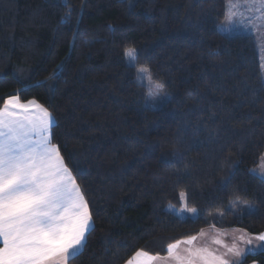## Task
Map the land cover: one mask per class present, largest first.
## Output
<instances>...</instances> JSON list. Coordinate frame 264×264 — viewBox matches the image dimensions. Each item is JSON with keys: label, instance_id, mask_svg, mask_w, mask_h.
Returning a JSON list of instances; mask_svg holds the SVG:
<instances>
[{"label": "trees", "instance_id": "16d2710c", "mask_svg": "<svg viewBox=\"0 0 264 264\" xmlns=\"http://www.w3.org/2000/svg\"><path fill=\"white\" fill-rule=\"evenodd\" d=\"M227 0H0V107L19 95L57 120L52 142L94 231L69 264H126L203 229L264 232V82L255 40L218 25ZM126 48L138 50L126 66ZM141 67L163 82L153 110ZM54 73H56L54 77ZM198 218L168 211L180 205ZM246 200L257 209H232ZM264 264V252L243 264Z\"/></svg>", "mask_w": 264, "mask_h": 264}, {"label": "snow or ice", "instance_id": "6c2138e0", "mask_svg": "<svg viewBox=\"0 0 264 264\" xmlns=\"http://www.w3.org/2000/svg\"><path fill=\"white\" fill-rule=\"evenodd\" d=\"M229 7L226 3V11ZM244 8L250 13L244 19L245 26L254 39L258 37L264 43V0H246ZM123 55L126 66L136 67L138 50L126 48ZM144 80L149 85L155 83L148 67L139 69L138 85ZM161 89L158 84L149 88L148 101L153 110L166 99L170 102ZM57 123L47 108L34 100L22 102L19 95L8 97L0 107V264H69L82 254L87 236L94 231L89 203L59 146L52 143ZM180 200L184 207L177 215L198 218L197 209L188 207L186 192L180 193ZM230 207L257 211L239 198ZM197 239V235H191L169 243L167 257L138 250L126 264H241L246 252L241 244L252 246L247 248L249 252L264 249V233L251 235L244 230H239L231 245L223 244V253L198 245ZM213 243L223 242L214 239Z\"/></svg>", "mask_w": 264, "mask_h": 264}, {"label": "rangeland", "instance_id": "374dc122", "mask_svg": "<svg viewBox=\"0 0 264 264\" xmlns=\"http://www.w3.org/2000/svg\"><path fill=\"white\" fill-rule=\"evenodd\" d=\"M246 3V0H227V4L230 5L228 10L226 11V17L223 23L220 25L222 27H219V30L221 33H223L226 36H235V35H249L253 37V34L249 28L245 26L244 19L246 16L250 15V13L244 8V4ZM233 18H236L235 20ZM230 21H232L230 23ZM255 23L257 25H260V21L256 20ZM256 46H257V51L260 56V61H261V71H262V78L264 82V43H262L259 38L254 39ZM139 73V72H138ZM143 83L148 87L154 88L156 83L149 85V83L144 80ZM168 97V96H167ZM167 100V99H166ZM165 100V101H166ZM164 101V102H165ZM163 102V103H164ZM162 103V104H163ZM146 104L150 107L151 102L148 101V98L146 100ZM160 104L159 107L162 105ZM254 173L258 175L261 178H264V176H261L260 173H264V158L262 159L261 164L254 170ZM179 201L180 205H169L168 206V211L174 212L176 215L177 213H180L183 211V203L180 200V195H179ZM198 214V212H197ZM179 216V215H178ZM181 217V216H179ZM181 218H193L189 214H185Z\"/></svg>", "mask_w": 264, "mask_h": 264}, {"label": "crops", "instance_id": "0c3cea01", "mask_svg": "<svg viewBox=\"0 0 264 264\" xmlns=\"http://www.w3.org/2000/svg\"><path fill=\"white\" fill-rule=\"evenodd\" d=\"M36 103H38V102L36 101ZM239 230H242V229H240V228L220 229V228H216V227L205 228L202 230L205 233L204 236L197 235L198 236L197 244L208 246L212 250L217 251L218 253H223L226 251V249L223 247V244L231 245L235 241L236 237H238ZM246 233H248V232H246ZM248 234H250V233H248ZM214 239H220L223 243L221 245H216L213 243ZM254 243L258 244L259 242H254ZM240 246L244 247L246 249L245 256L243 257L241 264H243V262L245 261V259L249 255H255V254L264 252V249H259V248L254 252H249V251H247V248L252 247V246H247V245H243V244H241ZM159 256H161V255H159ZM161 257H167V255H164ZM156 264H166V262L165 261H157ZM249 264H259V263L258 262H252Z\"/></svg>", "mask_w": 264, "mask_h": 264}, {"label": "clouds", "instance_id": "9594fccd", "mask_svg": "<svg viewBox=\"0 0 264 264\" xmlns=\"http://www.w3.org/2000/svg\"><path fill=\"white\" fill-rule=\"evenodd\" d=\"M158 85L162 86V89H161L162 92L166 93V86H165V84L161 81V82L158 83Z\"/></svg>", "mask_w": 264, "mask_h": 264}]
</instances>
